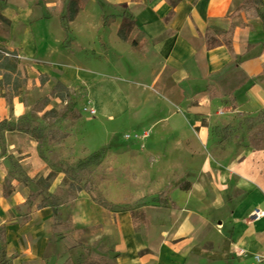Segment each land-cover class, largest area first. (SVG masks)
<instances>
[{
	"label": "crops",
	"instance_id": "crops-1",
	"mask_svg": "<svg viewBox=\"0 0 264 264\" xmlns=\"http://www.w3.org/2000/svg\"><path fill=\"white\" fill-rule=\"evenodd\" d=\"M62 1L0 0V42L17 50L29 88L44 75L83 87L98 113L93 132L127 134L110 147L111 163L144 182L135 191L147 198L109 209L81 190L60 226L71 235L55 241L51 207L20 220L33 182L5 192L6 156L17 151L0 152V225L13 263L58 264L65 252L77 262L85 252L101 264H264V215L253 214L264 212V147L224 134L235 114L264 110V20L236 14L243 0H83L66 29ZM128 13L136 25L122 39ZM232 25L230 46L207 47L208 28ZM3 93L0 123L23 116L25 95ZM162 190L166 200H154Z\"/></svg>",
	"mask_w": 264,
	"mask_h": 264
},
{
	"label": "rangeland",
	"instance_id": "rangeland-1",
	"mask_svg": "<svg viewBox=\"0 0 264 264\" xmlns=\"http://www.w3.org/2000/svg\"><path fill=\"white\" fill-rule=\"evenodd\" d=\"M41 80V86L29 88L22 84L18 87L17 92L27 99V109L20 118L0 123V152L17 151L6 156L5 192L12 190L15 180L28 182L27 185L33 182V191L29 189L24 205L17 207L18 212H24L19 213L20 220L28 219L34 205L51 207L54 214L52 237L56 241L58 237L72 233L60 226L69 225L74 197L81 190L109 209L132 206L147 197L138 196L135 191H143L144 182L132 181L123 164L116 167L111 163L110 147L123 144L127 134L122 130L109 132L105 127L94 133L98 113L91 112L94 107L85 98L83 87L69 86L60 79L48 84L45 77ZM233 122L225 129L226 137L240 135L247 145L264 147V110L256 114H235ZM13 145L15 147H9ZM27 151L34 152L38 160L29 162ZM31 165L38 168L32 175L29 171ZM154 194V200H166L163 190ZM1 227L0 264H14L13 256L7 253L6 244L2 242ZM46 232L50 233L49 230ZM57 257L58 264L60 261L101 264L85 252L80 253L77 262L69 252ZM49 259L50 255H46V260Z\"/></svg>",
	"mask_w": 264,
	"mask_h": 264
},
{
	"label": "trees",
	"instance_id": "trees-1",
	"mask_svg": "<svg viewBox=\"0 0 264 264\" xmlns=\"http://www.w3.org/2000/svg\"><path fill=\"white\" fill-rule=\"evenodd\" d=\"M83 5V0L68 1L65 11L66 13L62 16L64 20L63 26L66 29L68 28L66 25L76 17ZM240 12H245L248 18H255L259 16L262 20H264V0H243L239 8L235 11L236 14ZM135 23L136 22L132 14H124L118 31L119 36L122 39H127L130 31L136 25ZM234 28L235 25H232L229 30L222 32L217 30L213 31L211 28H208L204 34V37H206L207 47L213 48L223 43L230 46ZM1 74L0 89H2L6 98L19 94L17 92L18 87L27 83V79L23 75L19 66V56L17 50H11L7 45L0 42V75ZM42 77H45L46 79L47 76L44 75ZM37 207L41 208L43 206L41 204H37ZM1 230V239L5 244L6 230L4 227H1Z\"/></svg>",
	"mask_w": 264,
	"mask_h": 264
},
{
	"label": "built area",
	"instance_id": "built-area-1",
	"mask_svg": "<svg viewBox=\"0 0 264 264\" xmlns=\"http://www.w3.org/2000/svg\"><path fill=\"white\" fill-rule=\"evenodd\" d=\"M91 112H95V108H91ZM253 214H255V215H257V217L258 216H261V215H264V212H262V211H257V210H255L254 212H253Z\"/></svg>",
	"mask_w": 264,
	"mask_h": 264
}]
</instances>
